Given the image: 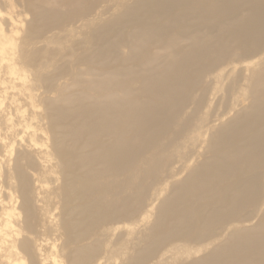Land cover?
Instances as JSON below:
<instances>
[{"label":"rangeland","instance_id":"rangeland-1","mask_svg":"<svg viewBox=\"0 0 264 264\" xmlns=\"http://www.w3.org/2000/svg\"><path fill=\"white\" fill-rule=\"evenodd\" d=\"M73 1L77 3L61 8L62 0H52L50 9L60 8L75 13L65 17L66 12H53V17L46 20L41 16L35 17L31 9L22 5V0H16L18 11L22 13V23L14 38L17 55L20 52L22 57H16V60L25 66L26 71L20 72L21 80L16 88H10L7 98L0 101V200H4L15 213L16 229H21L28 236L24 240L21 237L17 239L20 255L24 259L22 264H31V261L54 264L53 256L58 258L55 264H72L77 249L81 247L85 250L97 249L81 264H186L208 254L215 244L233 240V231L251 229L264 221V182H261L263 188L258 196L245 197L231 208L234 216L228 226L222 220L223 214L215 218L209 216L212 208H228V202L222 199L224 193L221 199L215 197L194 206L191 204L194 209L199 208L189 223L178 225L169 215L164 216V222L157 221L161 203L175 191L177 183L186 181L189 174L204 161L214 160L218 154L223 158L226 156V144L218 143L212 148L210 136L217 128L230 125L237 117H242L254 104L250 77L251 72L255 76L263 71L264 49L248 58L251 72H246L248 59L240 60L236 69L230 68L219 78L207 75L199 82L193 94L199 97L206 92L208 99L205 107L194 113L195 105L189 104L186 114L179 119L183 122L190 116L199 129L175 146L176 151L159 154L160 147L165 145L160 143L156 150L147 152L149 162L137 160L130 173L115 171L111 176H100L97 172L104 171L105 164L102 159L93 156L99 145L115 140L117 135L113 138L103 136L101 143H88L85 134L77 137L66 135L62 147L68 153L62 158L54 151L53 143L55 133L64 129L54 128L50 104L69 94L87 93L90 102L101 100L96 90L98 73L87 62L96 44L94 33L134 0ZM223 3L232 8L238 7V13L243 16L254 15L251 4L243 0H224ZM86 12L90 15L83 16ZM60 19L66 24L61 29L52 30V25L45 30V26H41L51 21L56 24L54 21ZM189 23L180 25L178 33L186 35L204 31L211 36H220L221 32H215L219 30L217 25L226 22L204 24L192 17ZM134 30L135 25L130 24L114 27L101 39L98 36L96 39L102 43L113 38L119 43L118 50L124 63L137 67L142 65L144 58L131 55L128 45L121 42ZM35 34L39 42L22 49L24 35ZM180 41L178 49H187L191 45L188 37H182ZM237 47L234 42L230 49ZM114 59L115 56H112L109 61ZM158 62L163 65L158 66L156 72H161L169 60L163 57ZM243 73L249 82L244 79ZM136 91L129 97L149 96ZM7 119H11V124L16 125L19 132L11 128ZM70 119L73 121L75 117ZM63 125L67 127L69 123ZM131 135L127 133L123 137L139 140ZM168 135L172 137L173 132ZM244 144L239 142L240 146ZM174 154L179 156V160ZM87 157H91V161L83 163L82 159ZM186 158L188 162L185 165ZM16 159L22 163L21 170L14 168ZM91 173L95 174L92 179L89 178ZM238 178L234 175V178L221 182L219 187L234 183ZM191 193L193 196L199 194L195 190ZM126 202L129 206L123 212L114 210V203L122 208ZM86 206L92 207L86 210ZM68 226L74 227L69 229ZM150 249L152 251L147 253ZM237 259L238 256L231 255V259L222 260L220 264H236Z\"/></svg>","mask_w":264,"mask_h":264},{"label":"bare ground","instance_id":"bare-ground-1","mask_svg":"<svg viewBox=\"0 0 264 264\" xmlns=\"http://www.w3.org/2000/svg\"><path fill=\"white\" fill-rule=\"evenodd\" d=\"M51 1L22 0V5L25 4V8L31 9L35 17L41 16L46 20L53 17L51 15L53 12L60 14L66 12L60 8L50 9L49 5L53 3ZM223 1L134 0L112 21L98 27L94 33L95 50L92 49L93 52L88 55L87 62L92 70L98 73L96 90L101 100L90 102L89 95L83 93L64 95L51 102L53 126L55 129H64L61 133H55L54 151L65 158L68 152L63 149L62 140L66 135L77 137L85 134L88 143H101L103 136L113 138L117 135L115 140L99 145L93 156L102 159L105 164V170L97 172V175L106 177L115 171L130 173L137 160L149 162L147 152L150 149L156 150L160 143L165 145L160 147L159 154L168 150L173 152L176 151L175 146L193 136L199 125L192 122L190 116L183 122L179 119L186 114L189 104L195 105L192 110L194 113L205 107L208 99L206 92L201 93L199 97L193 94L199 82L207 75L212 78L221 77L230 68L236 69L237 61L253 57L252 55L264 49V0H243L251 4L254 11V15L250 17L243 16L244 14L238 13V7L232 8ZM76 3L73 0H62L59 7L64 8ZM18 6L16 0H0V101L7 98L10 88H16L17 82L21 80L20 72L26 71L25 66L16 60V57H22L20 52L17 55L14 43L18 27L22 23V13L18 11ZM39 10L42 12L39 13ZM73 13L75 11H67L65 17ZM86 14L90 15L86 12L83 16H88ZM192 17L204 24L225 21V24L219 23L217 25L219 30L215 31L217 34L221 32L222 35L211 36L204 31H197L186 35L180 33L181 36L177 31L178 27L190 24ZM51 22L41 26L48 30L53 25L51 28L53 30L66 25L61 19L54 21L56 24ZM128 24L135 25L136 30L127 38L123 37L121 42L128 45L131 55L144 58L142 65L137 67L124 63L125 60L119 54V43L113 38L102 43L96 39L97 36L101 39L114 27ZM182 37H188L191 41L187 49L177 48L180 42L185 41H180ZM37 42L39 41L36 34L24 35L21 48L35 45ZM234 42L237 43L236 49L240 52L234 48L230 49ZM164 52L167 53L163 54ZM112 56H115V59L110 62ZM163 57L168 59L169 63L164 64V70L156 72L158 66L163 65L158 64V60ZM250 64L251 61L248 59L245 65L246 72H251ZM259 72L255 76L251 72L250 77L254 104L242 117H237L230 125L217 128L210 136L212 148L218 143L226 144L228 147L226 156L223 158L218 154L214 160L204 161L189 174L186 181L177 183L175 191L163 200L159 207L158 223L164 222L166 219L164 216L167 215L173 216L178 225L189 223L199 208L194 209L191 204L194 206L198 202L215 197L221 199L225 194L222 199L228 202V208H212L209 216L215 218L223 214L222 220L226 221L228 226L234 216L231 208L245 197L258 196L261 192L263 188L261 182H264V69ZM244 79L249 82L246 74ZM135 91L149 96L130 98L129 95L135 94ZM73 116L75 120L71 121L70 118ZM7 121L14 131L19 132L20 129L11 124V119ZM64 123L69 125L66 127ZM170 131L173 132L172 137L168 135ZM127 133L137 136L142 142L132 141L131 137L124 138L123 134ZM240 141L245 144L240 146ZM179 146L182 147L181 144ZM174 156L176 157L175 154ZM178 157L176 158L179 160ZM90 161L91 157L82 159L83 163ZM184 161L186 165L188 158ZM14 168L15 170L22 168V163L18 159L15 160ZM112 168L115 170L112 171ZM234 175L239 176L236 182L219 187L221 182L234 178ZM94 177V173L89 175L91 179ZM193 190L199 194L193 196L191 193ZM128 206L129 202H126L123 209L120 208L121 205L113 204L114 210L119 213ZM91 207L86 206V210H90ZM14 215L5 201L0 200V264H22L24 260L20 255L17 239L21 237L24 240L28 236L21 229H16ZM73 227L68 226L69 229ZM231 237L234 239L223 244H215L208 254L186 264H220L222 260L231 259V255L238 256L236 264H264V221L251 229L233 231ZM160 241L161 238L157 240L158 243ZM96 251V248L90 250L78 248L72 264H81ZM151 251L152 249L147 253ZM53 259L55 263L58 262L56 256H53ZM42 263L43 261L36 263L31 261V264Z\"/></svg>","mask_w":264,"mask_h":264}]
</instances>
